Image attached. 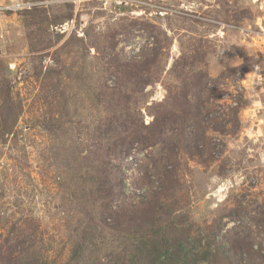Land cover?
Listing matches in <instances>:
<instances>
[{"label":"rangeland","instance_id":"1","mask_svg":"<svg viewBox=\"0 0 264 264\" xmlns=\"http://www.w3.org/2000/svg\"><path fill=\"white\" fill-rule=\"evenodd\" d=\"M22 1L0 264H264V0Z\"/></svg>","mask_w":264,"mask_h":264},{"label":"built area","instance_id":"2","mask_svg":"<svg viewBox=\"0 0 264 264\" xmlns=\"http://www.w3.org/2000/svg\"><path fill=\"white\" fill-rule=\"evenodd\" d=\"M34 5H35V3H32V2H25L22 0H16L15 3L10 4L8 6H3V7L0 6V14L3 12L23 11V10L31 8V6H34ZM262 79L264 80V76ZM260 84H261V81H260Z\"/></svg>","mask_w":264,"mask_h":264}]
</instances>
